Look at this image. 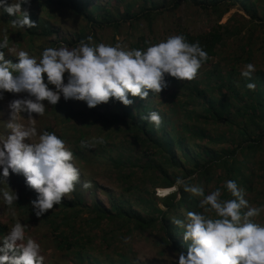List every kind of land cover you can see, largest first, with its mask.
Masks as SVG:
<instances>
[{"label":"rangeland","instance_id":"1","mask_svg":"<svg viewBox=\"0 0 264 264\" xmlns=\"http://www.w3.org/2000/svg\"><path fill=\"white\" fill-rule=\"evenodd\" d=\"M58 1L59 0H51L50 2L47 0H31L30 6L24 5L22 8H27L31 20L33 19L39 22V29H41L42 26L44 27V23H48V28L50 29H58L60 31L58 35L60 40L62 38L64 39V37L68 40H72L74 39V35L80 30H85V34L89 33L86 19L73 10L57 5ZM84 1L87 5V13L92 17L103 19L102 17L108 16L113 17L116 21L122 23L119 28L110 27L99 31V35L102 36V41H108L109 44H105L112 45V41H117L120 43L119 45L126 50H131L130 46L133 45L143 34L146 38L150 39L149 46H151L152 44H157L166 40L169 36L179 35L176 32L178 29H187L193 34L209 31L216 23L218 16L216 13L201 9L199 6L187 3L184 0H181V5L177 9L171 8L173 0ZM146 1L154 2V4L159 5L160 7L171 8L168 11L164 10L162 14L156 17V20L153 23V32L148 29L144 30L143 27H132L129 19H122L125 18V11L139 12L142 4L146 3ZM8 2L11 4L12 0H8ZM130 4H132V6H130ZM257 4H259L258 0ZM12 17V19H16L15 16ZM7 18H9L7 13L0 9V40H3L4 30H6L8 37L12 39L8 42L10 44L8 45V53L5 56V59L14 61V59H17L15 56L20 50L26 51L31 56L39 59V56L37 55L41 52V48L46 47L47 45L50 46L49 43H44L46 40L43 39L30 41L27 37L20 38L17 33L20 31L23 33L24 30L14 26L12 24L13 20L9 21ZM249 19L250 16L239 4L232 7L230 11L222 17L221 23H226L231 20L233 27H243L246 25L243 29L244 32L242 35L248 36L247 29H250L255 25L254 22L245 23V21ZM257 30L260 31V28H257ZM27 40L34 43L35 50L29 49ZM62 44L66 45L65 42H61L56 45V47H59ZM78 45L79 43H77L76 46H67L71 49ZM259 47L260 44H257L251 52V64H254L256 69L264 66V53ZM146 48L147 47L143 49ZM220 48V54L213 57L208 65L203 66L198 71L197 77L194 80H177L169 87L167 86L163 89L159 94H154L149 90L148 98L145 100H141L139 97H131L129 94V99L133 100V103L130 106L125 107H130L136 116L138 109H141V112L146 113V115L152 111L158 112L163 123L169 121V124L165 127L166 130L170 131L172 135L186 137L188 139L186 144L190 145L192 148L194 147L193 144H200L202 142V140L195 138L194 135L192 137L193 132L197 131L199 128L205 129V131L210 132L212 135L216 134L218 136H223L222 134L227 133V128H222L221 125L211 121L209 122L210 119L200 116L203 114L206 99L197 96L196 92L193 91L195 86L198 87V89H207V96L215 95L218 98L223 96L226 101H231L233 105L242 100L247 101V95L244 94L246 91V86L244 84L245 80L241 76V70L244 69L245 66L239 68L238 72L233 75L234 91L231 93L224 88L222 94H218L216 88L213 87L214 83L210 86V84L216 80L214 78L209 79L207 74L213 72L216 68L215 66H218L227 83L228 75L226 73L230 70L229 63L231 62L229 59H231L232 55L234 58L237 55H240L239 42L236 38L228 39L226 45L221 46ZM10 50L12 51L10 52ZM50 87L53 86L50 85ZM25 96L26 94L16 96L7 92L3 93V99H0V122H3L0 123V135L6 136L9 132L4 124L11 119V110L8 107L9 103L13 99L24 98ZM44 103L47 107L46 113L43 116H36L33 114L35 122L34 124H31V126L36 128L38 135L47 131L55 133L61 138L65 142L66 147L70 151L75 152L73 154V163L79 168L81 174L80 181L78 182L79 189L71 193L66 199L74 200L79 196L83 200L82 202L84 205L92 206L96 201H100L104 207L111 209L109 193L114 192L116 197L123 196L124 200H130L127 208L132 207L134 210L139 211L140 207L138 206L141 204L137 201L138 196L148 197V194L153 191H155V195L159 199L167 196L160 193L162 190L161 187L153 189L149 182V174H143L138 167H135L136 164L134 165L133 163L134 161H146L147 157L144 155L147 152L150 154V151H153V149L149 147H141L139 144L134 143L132 136L128 133H123L117 124L107 125L105 123L100 124V122H95L96 117L88 115L90 108H88L83 101H65L63 97H61V100L55 106L48 105L46 101ZM68 104L70 105V110L66 107ZM108 105L111 109H115L116 111H119V108L124 106L118 101L110 100L107 104H101L97 107L100 108V111H105L109 109ZM61 106L64 111L63 114L60 108ZM199 117H201V119ZM17 122L22 123L25 126L30 125L26 113L21 114V117ZM187 129H189V131ZM93 137L103 138L104 142L95 143L93 142ZM190 139L192 140L190 141ZM84 142H86L87 146H84ZM219 143L221 148H225L226 143ZM175 150L178 155H181V150L178 146H175ZM189 151L191 153L193 152L190 148ZM258 156L259 154L257 153V157ZM129 158L132 163L129 162ZM187 161V158H182V163L187 165ZM197 162V159L193 158V164ZM202 163L205 162L202 161ZM259 167L260 166L251 164L249 166L247 165L243 174L246 175L248 172H252V169L257 171ZM132 171H135V174L129 179V181L133 187L132 190H127L126 188L128 185L122 182L120 175H127ZM212 173H214L213 180L220 173L219 168H214ZM259 177L260 172H257L255 176L251 175L250 177V180L254 181L257 192L264 188V183H262V180ZM85 182H91V187L85 189L83 187ZM6 183L7 184H0V189L8 190L9 187L10 190L17 194L19 200L30 199L34 195H37V193L27 185L26 178L23 174H12L10 172ZM215 184L216 182H213L212 184L210 183L208 187H205L206 194L214 191ZM253 194H255V191L252 192L249 197H252ZM197 199L200 202L201 197H198ZM136 201L138 204H136ZM158 204L159 207L163 208L160 200L158 201ZM249 204L254 207L264 206V204L260 206L257 199ZM24 205L27 210H32V206H29L26 203H24ZM89 217L90 215L85 212L81 218H76L70 222L71 228L70 226L64 227L62 230L65 231L67 236H70L74 232V227H76V225L82 227V231L89 234L90 238L89 240L88 238H84L79 242L77 241L78 238L74 239V241L78 243L76 248L83 244L86 245V247H88V252L92 257H97L101 264L106 263L105 259L109 254L118 257V251L126 254L128 258L136 257L135 259L138 260L139 264H173L175 263L174 259L178 258L177 254L173 253L170 248L166 247L162 232H158L157 230L137 232L136 230H133L128 234L126 232L127 227L119 229V227L124 224L119 218L104 222L99 229L97 227L98 225L91 221H87V225L79 223L81 219H89ZM253 219L257 223L264 224V212ZM17 221L27 226L26 236L31 237L40 244L41 254L45 257L44 264L75 263L72 259L71 251L59 249L58 240L60 233L54 229V226H52L50 222L42 220L41 217L37 218L34 214H31V212L30 214H24L21 210L16 208L15 205L9 207L4 202L2 195H0V226L4 229V234H1L0 238L6 236L11 227ZM103 236L107 238L105 242H108V247L106 245L103 246L102 244ZM126 237L131 238L130 242L125 243Z\"/></svg>","mask_w":264,"mask_h":264},{"label":"clouds","instance_id":"2","mask_svg":"<svg viewBox=\"0 0 264 264\" xmlns=\"http://www.w3.org/2000/svg\"><path fill=\"white\" fill-rule=\"evenodd\" d=\"M30 3L31 0H12L11 4L0 0V9L16 17L12 24L17 28L31 29L37 24L31 21L27 8H22ZM8 39L4 30L0 49L8 46ZM87 41L81 40L71 49L63 44L46 48L39 59L20 50L15 56L17 63L6 60L5 52L0 51V99L5 92L26 94L8 105L11 119L4 124L9 132L0 135V184H7L10 172L23 174L27 185L37 193L31 201L37 218L54 205H61L75 191L81 175L73 163V152L61 138L47 131L38 135L31 126L35 122L33 114L46 113L45 101L55 106L63 97L65 101H83L90 109L110 100L130 106L133 100L129 94L141 100L148 98L149 90L159 94L167 87L166 76L192 81L208 60L199 42L189 43L182 34L169 36L146 49L126 50L104 43L93 46L91 35ZM255 71V65L249 63L241 70V76L251 80ZM246 87L255 90L256 85L249 82ZM24 113L29 126L17 122ZM142 119L157 129L163 123L156 111ZM93 142L104 141L93 137ZM83 187L90 188L91 182H85ZM181 187L201 197L199 207L203 212L189 211L185 220L173 219L174 224L184 229L183 240L190 242L187 253H179L175 264H264V224L253 219L264 212V206H251L234 180H227L224 185L234 198L229 200L221 199L220 189L205 194L202 186L192 185L183 177H177L165 191L179 193ZM0 195L9 207L18 200L9 187L0 189ZM26 228L17 221L0 238V264H44L41 246L26 236ZM130 240L126 237L125 243Z\"/></svg>","mask_w":264,"mask_h":264},{"label":"trees","instance_id":"3","mask_svg":"<svg viewBox=\"0 0 264 264\" xmlns=\"http://www.w3.org/2000/svg\"><path fill=\"white\" fill-rule=\"evenodd\" d=\"M51 1V0H47ZM187 3L199 6L201 9L216 13L217 20L216 23L211 27L209 31L201 32L198 34L190 33L187 29H178L177 34H182L189 43L199 42L201 47L207 52L208 60L202 65H208L211 59L221 52V46L226 45V41L230 38H236L239 42L240 55L235 58L231 56V61L229 63L230 70L227 71L228 81L226 83L225 77L219 70L218 66H215L213 72L207 74L208 78H214L216 81L212 82L213 87L216 88L218 94H222L223 89L229 90L231 93L234 91V79L233 75L238 72L239 68H243L245 65L252 62L251 52L253 48L260 44V50L264 53V0H184ZM192 3H191V2ZM55 4V3H54ZM241 5L246 13L250 16L249 20L245 23H252L253 25L250 29H247L248 36H243V27H233L231 20L226 23H221L222 17L230 11L232 7ZM57 5L66 7L69 10L83 16L86 19L89 33L85 34V30H80L74 35V39L68 40L64 37L61 40L58 38L59 30L48 28V23H44V27L38 28L39 22L37 20H31L37 24V27L31 29H23L17 33L20 38L27 37L30 41L35 39L46 40L44 43H49L50 46L41 48V52L37 56H41L44 49L53 47L55 48L61 42H65L66 45L76 46L81 40L87 41L89 35L92 36V41L90 42L93 46L100 43H108V41H102V36L99 35V31L106 28H119L122 23L116 21L113 17H102L103 19H98L97 17H92L89 15L86 2L84 0H59ZM85 5V6H84ZM181 5V0H173L171 8H179ZM132 6V4H130ZM171 8L160 7L154 4V2L146 1L143 3L139 12L125 11V18L129 19L132 27L144 28V30H154V21L164 10H170ZM174 9V10H175ZM77 14V15H78ZM8 15V14H7ZM76 15V14H75ZM9 16V15H8ZM79 16V15H78ZM12 16H9L7 20L11 21ZM10 24L9 22H7ZM13 26L12 24H10ZM257 25V26H256ZM260 28V31L257 30ZM251 31V32H250ZM250 32V33H249ZM55 38V39H54ZM12 39L9 38L8 42ZM60 40V41H59ZM149 40L143 34L137 39V41L131 45V49H143L149 47ZM1 41V40H0ZM28 41V40H27ZM68 42V43H67ZM10 43H8L9 45ZM29 49L34 48V43L29 42ZM109 44V43H108ZM117 41H112V46L119 45ZM8 46L6 48L0 49V51L5 52L7 55ZM233 58V59H232ZM18 59H14L12 63H17ZM264 62V59H263ZM201 67V68H202ZM264 66L258 67L253 73L251 80L244 78L245 86L247 83H255V90H249L245 87L244 94L247 95V101H239L237 104L233 105L231 101H226L223 96L218 98L217 96H207V89H198L194 87L193 91L196 95L202 97L205 100V108L203 114L209 122H213L221 125V127L227 128V133L222 134L223 136H218L216 134H211L205 131V129H198L192 134L195 138L202 140L200 144H193V148L186 144L188 142L187 138L180 135H172V133L166 130V126L169 121L164 122L159 129H157L152 123L142 117L147 116L146 113H142L141 109L137 110V116L134 115L130 107L121 106L119 111L111 109L108 105L107 110L100 111L99 107L91 108L88 111L89 116H95L96 121L100 124L105 123L107 125L117 124L119 129L123 133H128L134 139V143L139 144L141 147H149L153 149L144 155L146 161H134L135 167H138L143 174H149V182L151 187L159 188L161 187L160 193L162 195H167L166 189H169L174 184L177 177H183L189 180V183L196 186L205 187L213 182H216L215 189L221 190V199L229 200L234 199L228 190L224 187L227 180H234L238 187L244 190L245 199L250 203L256 201L260 206L264 204V188L261 191L258 190L254 185V181L250 180L251 175L260 172V179L264 183ZM240 73V71H239ZM178 79L166 76L167 86L176 82ZM67 109L70 110V105H66ZM62 114L64 113L62 106L60 107ZM201 119V117H199ZM69 119V116H68ZM208 121V120H207ZM189 131V129H187ZM160 132V133H159ZM192 139H190L191 141ZM225 144V148H221L220 143ZM87 146L86 142L83 143ZM185 145V146H184ZM175 146H178L181 150V155H178L175 150ZM192 149V153L189 151ZM185 151V152H184ZM75 152L73 151V154ZM257 153L259 156L257 157ZM188 159L187 165L182 163V158ZM193 158L197 159V163L193 164ZM131 162V159H128ZM205 162V163H202ZM132 163V162H131ZM260 166L257 171L252 169V172H248L246 175L243 171L246 170L247 165ZM133 167V168H135ZM219 168L220 173L216 178H213L212 171L214 168ZM137 168V169H138ZM254 168V167H253ZM136 169V168H135ZM135 174V171L127 175H120V179L127 186V190H132L133 185L129 181L130 178ZM79 189L78 183L76 184L75 191ZM255 194L249 197L252 192ZM79 194V193H78ZM180 197L178 198V195ZM37 195H34L30 199L17 200L15 207L21 210L24 214H34L33 210H27L24 203L31 206V201L36 199ZM189 192H185L183 187L180 188L179 193L172 192L166 197L159 199L155 195V191L148 194V197L138 196L137 201L141 204L140 210H134L132 207H128L130 200H124L123 196H117L114 192L109 193V202L111 204V209H107L100 201H96L92 206L84 205L83 200L78 196L76 199H66L64 198L61 205H54V208L48 211L44 216L41 217L42 220L50 222L54 229L57 230L59 234V249L71 251L72 259L74 264H101L97 257H92L88 252V247L86 245H80L78 248L77 239L79 242L84 238H90V235L83 232V228L80 226L74 227V232L67 236L65 231L62 229L64 227L71 228V221L76 218H81V216L87 212L90 217L89 219H81L79 223H84L87 225V221L96 223L98 229L104 222L112 221L111 219H121L124 223L119 229L126 228V232L129 234L133 230L146 232L157 230L163 233L166 247L177 254L183 252L187 253V249L190 242H185L183 240L184 229L173 223V219L185 220L186 214L189 211L192 212H203V209L199 207V201ZM251 198V199H250ZM161 201L163 208L159 207L158 201ZM136 201V204L138 202ZM133 204V203H131ZM25 208V209H24ZM246 211V210H245ZM35 216V214H34ZM4 234V229L0 226V235ZM103 246L108 247V242L106 237H102ZM92 242V241H89ZM117 256L110 255L106 257L105 264H139L138 260L135 258H128L126 254L117 252ZM89 259V260H88ZM91 260V261H90ZM175 264V263H173Z\"/></svg>","mask_w":264,"mask_h":264},{"label":"water","instance_id":"4","mask_svg":"<svg viewBox=\"0 0 264 264\" xmlns=\"http://www.w3.org/2000/svg\"><path fill=\"white\" fill-rule=\"evenodd\" d=\"M170 193H168L167 195H169Z\"/></svg>","mask_w":264,"mask_h":264}]
</instances>
